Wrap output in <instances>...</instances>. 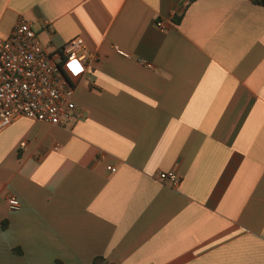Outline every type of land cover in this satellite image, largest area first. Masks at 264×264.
Here are the masks:
<instances>
[{"label":"crops","instance_id":"obj_1","mask_svg":"<svg viewBox=\"0 0 264 264\" xmlns=\"http://www.w3.org/2000/svg\"><path fill=\"white\" fill-rule=\"evenodd\" d=\"M19 18L92 62L62 65L80 121L0 131V264H264V6L0 0V39Z\"/></svg>","mask_w":264,"mask_h":264},{"label":"built area","instance_id":"obj_2","mask_svg":"<svg viewBox=\"0 0 264 264\" xmlns=\"http://www.w3.org/2000/svg\"><path fill=\"white\" fill-rule=\"evenodd\" d=\"M155 25L163 27L162 21ZM66 61L79 66V80L89 81L85 76L91 70L92 57L81 38L49 50L40 43L30 21L17 20L9 35L0 39V131L20 117L53 127H70L83 118L74 101L77 82L71 84L62 69ZM25 146V142L19 143L20 149ZM106 170L116 172L113 165ZM154 178L172 187L180 182L172 171H158ZM5 203L10 211L20 209L12 194L5 196Z\"/></svg>","mask_w":264,"mask_h":264},{"label":"trees","instance_id":"obj_3","mask_svg":"<svg viewBox=\"0 0 264 264\" xmlns=\"http://www.w3.org/2000/svg\"><path fill=\"white\" fill-rule=\"evenodd\" d=\"M193 0H188V3ZM252 4L264 6V0H249ZM54 264H64L63 262L59 260H55ZM90 264H112L108 262L105 258L102 256H96L92 259Z\"/></svg>","mask_w":264,"mask_h":264}]
</instances>
